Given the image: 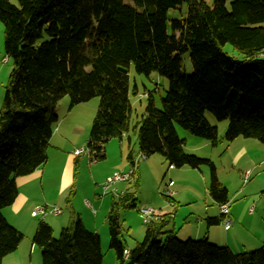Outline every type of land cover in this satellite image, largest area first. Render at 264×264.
I'll list each match as a JSON object with an SVG mask.
<instances>
[{"label":"trees","instance_id":"16d2710c","mask_svg":"<svg viewBox=\"0 0 264 264\" xmlns=\"http://www.w3.org/2000/svg\"><path fill=\"white\" fill-rule=\"evenodd\" d=\"M183 3L186 17L170 19L169 11ZM0 22L12 61L0 113V264L24 238L3 210L17 199L16 178L46 164L60 120L57 105L67 95L71 107L100 97L87 142L91 161L104 160L105 144L128 134L131 165H137L136 152L161 154L175 168L209 165L210 192L220 203L228 202V189L215 164L186 152L176 126L216 144L218 127L206 116L211 111L219 121L229 120L228 142L242 136L264 144V0H0ZM227 43L239 58L223 50ZM186 53L191 73L183 65ZM131 65L138 74L158 73L169 81L162 107L146 91L148 103L134 125L136 143L129 135L131 93L138 91L130 85ZM127 207H138L135 191L112 196L108 226L118 264H264V242L237 254L207 237L181 240L166 230V215L148 224L143 240L129 249L120 219ZM33 243L43 264H104L100 234L79 217L58 238L40 220Z\"/></svg>","mask_w":264,"mask_h":264},{"label":"crops","instance_id":"0c3cea01","mask_svg":"<svg viewBox=\"0 0 264 264\" xmlns=\"http://www.w3.org/2000/svg\"><path fill=\"white\" fill-rule=\"evenodd\" d=\"M62 106L64 109L66 106L65 101H63ZM73 110L71 109L67 112H65V109L63 112L61 110V115L59 116L61 118L50 140L46 164L31 174L16 178L19 191L17 199L11 206L3 210V214L11 225L23 232L24 238L17 250L4 258L3 264H43L41 250L33 243V237L40 220H37L38 216L32 215V211L43 203L44 205L60 208L57 202L64 197L72 183L71 181L76 180V168L80 166L82 161V155H75L74 150L85 147L84 140L87 135L89 140L90 136L88 124H83V121L75 120V118L71 117ZM77 110L79 111L80 109ZM238 138L231 141V144L240 140ZM240 143L242 148L240 151L241 156L246 161V164L240 167L235 166V164H232V166L236 170L241 171L242 177H244L245 171H252L251 167H255L256 171L264 165V147H262V142L260 143L261 145H258L245 139L240 141ZM120 148L121 152L116 154V149L113 147V153H115L113 154V159H115L113 166L106 169L102 176H97L94 172L92 177H96L95 179L100 181L103 177L108 178L115 172H126L131 168V162L128 160L129 164L126 163L127 152L125 153L124 151L123 139L121 140ZM105 152L106 158H110L111 152L107 151L106 148ZM118 154L120 155L118 156ZM163 160L164 163H168L164 158ZM214 164L219 181L228 189V202L232 219L231 226L228 229L225 228L220 202L210 192V185L206 182V171L202 169L203 166L193 168L186 165L181 168H175L168 164L164 177L167 173L171 174L169 181H172V184L169 190L173 193L171 196L172 200L168 198L171 203L164 204L158 209L169 219L166 230L174 233L181 240L207 237L214 244L228 246L235 253L238 251L237 254L259 248L264 242V185L261 187H253L252 185L238 186L230 189L220 180L217 172L218 167L216 163ZM138 173L141 179V173ZM188 176L200 177L204 185L196 186L189 183ZM259 176H262V174ZM100 182H97L96 185H100ZM253 182L255 183V179ZM120 184L123 185L122 183ZM113 188L117 193L130 191L125 186L119 188L116 186L111 189ZM114 195L117 196V194ZM86 202L91 205L90 200H86ZM258 209H261V211L258 212ZM94 210L96 211V209ZM94 214H97V211ZM97 215L95 216L97 217ZM76 217H79L84 225L88 227L84 214L76 212L74 206H72L71 215L67 218L59 219L58 225H62L63 228L69 226ZM49 224L55 229L53 222ZM90 229L99 233L98 229ZM145 231L146 229L144 234ZM26 239L29 241L32 239L31 247L26 246ZM127 247L129 249L133 248L130 245Z\"/></svg>","mask_w":264,"mask_h":264},{"label":"rangeland","instance_id":"374dc122","mask_svg":"<svg viewBox=\"0 0 264 264\" xmlns=\"http://www.w3.org/2000/svg\"><path fill=\"white\" fill-rule=\"evenodd\" d=\"M13 4H18V0H10ZM210 1V0H209ZM188 10V4L183 3V5L178 8H172L169 11L170 19H182L186 17ZM171 27L169 25V32ZM223 50L228 54L240 57V53L230 44L227 43ZM6 58L5 53V34H4V24L0 22V113L3 109V103L6 92V85L9 80V76L12 70V61L8 59V62H5ZM183 65L184 69L188 72H192V64L190 60V54L186 53L183 56ZM130 76V85L131 88L137 85L138 91H132L131 93V102L133 105V114L131 118V131L129 135L132 137L133 143L137 141V132L134 130V125L137 120L140 119L142 114L145 111L146 105L148 103V98L146 91L150 90L153 92L156 104L159 107H162L161 97L166 94V90L169 86V81L166 77L159 75L158 73H152L150 76L145 74H138L134 68V65H131L129 70ZM66 102L65 112L68 110L74 109L71 117L75 120L83 121V124H88V132L92 127V123L97 114L98 107L100 104V97L96 96L90 99L89 101L82 102L71 108L70 97L67 95L63 97L57 105V113L60 116L61 110L64 111L62 103ZM76 107V108H74ZM77 109H80L79 111ZM59 110V111H58ZM77 111V112H76ZM206 116L212 125L218 127L219 138L218 142L214 144L212 141L195 136L191 134L188 130L182 128L181 126H176L178 134L181 138L186 140L185 150L188 153H192L196 156L202 158H209L213 163H216L218 167V175L222 182L225 183L230 189H233L238 186H247L252 185L253 187H261L264 185V165L259 167L255 171V167H251V176L249 182H244V177H242L241 171L236 170L232 164L240 167L246 164V161L243 160L241 156V143L243 139L253 141L258 145L261 143L257 138H245L240 136V140L231 144L225 138V133L228 127L229 120L219 121L216 116L211 111L206 112ZM61 118V117H60ZM88 133V134H89ZM88 135L84 140V145L87 146ZM115 145V146H114ZM261 145V144H260ZM264 147V144H262ZM123 146L125 148V153L128 155V134L123 138ZM105 147L107 151L111 152L110 158L107 157L104 160L91 161L88 157V154H83L82 161L80 166L76 168V180L71 181V185L67 189L64 197L60 199L57 204L62 208V213L60 215H54L53 213H48L47 215H37V220H45L46 222L54 223L55 237L60 236V232L63 228L62 225H58L59 219L67 218L72 213V206L75 207L76 212H82L86 219L87 228L98 229L99 234L102 239V251L104 254V264H118L115 251L110 248L111 236L108 226V212L112 204V196L114 194L121 195L123 193H117L112 187H122L125 186L131 192L135 191L136 196L138 197L139 203L137 208L127 207L123 208L120 211V219L123 225V235L125 236L127 246H136V244L143 240L144 230L146 229V224L143 222V218L139 212L141 207H152L155 209L161 208L164 204H170V200L166 197V185L168 184L171 174L167 173L164 177L165 172L168 168V163H164L163 156L161 154H153L146 159H140V153L136 152V162H137V172L141 173V179L139 173H137V178L129 182H118L114 184L110 189L109 193L103 195V184L106 182L107 177H103L100 181L92 177V174L95 172L97 176H102L106 169L113 166L115 159H113V147L117 152H121V139L112 138L106 144ZM120 154H118L119 156ZM117 157V156H116ZM212 158V159H211ZM126 163L129 164L128 159ZM165 159V158H164ZM140 166V171H139ZM202 169L206 171V182L208 185L212 181V171L209 165H202ZM200 173V172H198ZM262 174V176H259ZM201 175V174H200ZM164 177V178H163ZM139 180L138 187H136V180ZM191 183L196 186H203L204 182L198 176H188L187 178ZM255 179V183L253 182ZM97 182H100V185H96ZM122 183L123 185H121ZM72 191V195H71ZM113 193V194H112ZM71 196V197H70ZM116 196V195H115ZM178 197V196H177ZM176 197V198H177ZM70 198V203H69ZM179 199V198H178ZM86 200H90V204H87ZM44 205H38L42 206ZM52 207V206H50ZM264 207V206H263ZM37 208V207H35ZM251 208V207H250ZM94 209H96L97 214H94ZM261 209H258V212ZM264 214V212H263ZM97 215V217L95 216ZM97 218V219H96ZM65 226V225H64ZM91 230V229H90ZM26 246L31 247V241L25 240ZM28 241V242H27ZM28 243V245H27ZM38 247V246H37ZM258 248V247H257ZM251 250V249H249ZM254 250V249H252ZM238 251H236L237 253ZM42 259V254H41Z\"/></svg>","mask_w":264,"mask_h":264},{"label":"built area","instance_id":"2783aa9c","mask_svg":"<svg viewBox=\"0 0 264 264\" xmlns=\"http://www.w3.org/2000/svg\"><path fill=\"white\" fill-rule=\"evenodd\" d=\"M5 62H8V57L4 59ZM88 154V157L90 160H93V152L87 147H81L74 150L75 155H83ZM140 159H146L147 157L144 154L139 155ZM137 165H131V168L126 172H115L113 175L107 178L106 182L103 184L104 193L110 192L109 189L118 182H129L132 183L137 178ZM244 181L248 182L250 180L251 171L247 170L243 174ZM172 181H169L166 185V194L168 196H172V191L169 190V187L171 186ZM221 213L224 216V222H225V228L228 229L232 224V219L230 217V204L229 202L226 203H220ZM62 210L59 207H50L47 204L38 206L34 211H32L33 216H37L39 214L41 215H47L48 213H53L54 215L61 214ZM96 211L94 210V213ZM139 212L143 218V222L148 225L152 221L160 220L163 216L160 210L152 208V207H141L139 209ZM130 253V250H125V257H128Z\"/></svg>","mask_w":264,"mask_h":264},{"label":"water","instance_id":"95a60500","mask_svg":"<svg viewBox=\"0 0 264 264\" xmlns=\"http://www.w3.org/2000/svg\"><path fill=\"white\" fill-rule=\"evenodd\" d=\"M120 70L124 71V72H128V69H125V68H122V67H120Z\"/></svg>","mask_w":264,"mask_h":264}]
</instances>
